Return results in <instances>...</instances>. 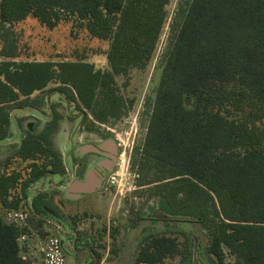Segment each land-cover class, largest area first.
Segmentation results:
<instances>
[{
  "label": "trees",
  "instance_id": "1",
  "mask_svg": "<svg viewBox=\"0 0 264 264\" xmlns=\"http://www.w3.org/2000/svg\"><path fill=\"white\" fill-rule=\"evenodd\" d=\"M167 3L0 0V140L8 105L51 82L98 123L122 117L126 105L115 77L145 67ZM27 17L48 28L70 20L91 38L107 41L108 69L83 61H16L9 25ZM144 107L145 133L131 160L137 186L150 185L171 218L200 223L215 264H264V0H180L154 98ZM17 153L22 160L44 161L30 164L27 178L0 179L3 212L23 207L26 188L48 164L62 169L45 138L24 139ZM14 185L20 191L10 196ZM25 229L0 217V264H33L22 259L24 247L17 242ZM224 249L231 262L224 261ZM177 251L172 237L151 235L134 264H160Z\"/></svg>",
  "mask_w": 264,
  "mask_h": 264
},
{
  "label": "rangeland",
  "instance_id": "2",
  "mask_svg": "<svg viewBox=\"0 0 264 264\" xmlns=\"http://www.w3.org/2000/svg\"><path fill=\"white\" fill-rule=\"evenodd\" d=\"M179 3L180 0H168L165 5V18L160 34L145 67L131 69L126 77H115L118 92L125 101V114L119 119H110L103 125L96 124L104 131L106 127L113 130L111 134L117 138L118 157L112 172L117 173L119 184L108 186L105 181L101 199L96 198L97 201L94 202L89 199L84 204H57L52 199L50 190L46 192V200H42L55 214L50 216L51 220L56 221L63 229L72 230L77 237V246H86L92 251V254L81 252L76 256L79 258L77 261L68 252L65 264H134L141 243L151 235L172 237L178 245L177 253L160 264H215L214 258L207 252L208 231L197 221L173 219L163 212L158 196L148 190L150 185L137 186L138 175L131 167L134 150L140 148L145 133V101L154 98L169 26ZM9 29L17 46L16 61H83L92 64L95 70L108 69L107 41L91 38L84 29L70 20L48 28L36 19L27 17L9 25ZM57 85L51 82L48 87ZM58 110L64 112L60 107ZM74 125L75 120L63 117L55 125L53 133H47L50 142L54 143V147L60 146L63 153ZM33 127L40 132L44 129V124L35 119ZM22 165L23 162L17 169ZM18 190V187H13L8 193L14 196ZM3 214L4 212H0L2 219ZM37 223L38 220H30V224L36 226ZM40 225V245L44 246L48 237L55 236L67 241L65 249H69L71 235L66 236L46 222L41 221ZM22 255L33 264H43L37 255L29 256L26 251ZM224 261H232L226 249Z\"/></svg>",
  "mask_w": 264,
  "mask_h": 264
},
{
  "label": "flooded vegetation",
  "instance_id": "3",
  "mask_svg": "<svg viewBox=\"0 0 264 264\" xmlns=\"http://www.w3.org/2000/svg\"><path fill=\"white\" fill-rule=\"evenodd\" d=\"M72 96H75L74 91ZM21 102L24 104L19 105ZM59 107L63 109V113L58 110ZM7 115L9 122L6 127V136L0 140V179L18 174L24 179L28 177L30 164L36 163L41 166L44 160H22L17 151L21 142L28 137L45 138L48 147L60 159L62 169L59 172L53 171L52 165L48 164L46 173L26 188L23 207L28 211L29 217L52 224L66 236H72L70 244L68 242V250L65 249L67 241L60 237L65 256L69 252L77 261L79 258L76 256L81 252L92 254L89 247L76 245L77 237L72 230L63 229L56 221L51 220L50 216L53 217L55 214L42 200H46L47 190H50L51 197L57 204H84L89 199L94 202L97 201L96 198L102 197L100 196L102 188L108 175L113 171L118 157L119 144L116 143L117 138L111 134L113 130L106 127L104 131L97 127L98 122L92 119L87 110L78 108L70 92L66 89L62 90L60 85L53 87L47 85L40 91L10 103ZM63 117L67 120H75L73 130L68 135L64 153L60 146L54 147V143L52 144L47 136V133H53L55 125ZM35 119L44 124V129L40 132L33 127ZM50 160L54 158H48V161ZM22 162V167L17 169ZM21 182L22 179L19 184ZM17 187L20 191V185H14V188Z\"/></svg>",
  "mask_w": 264,
  "mask_h": 264
},
{
  "label": "built area",
  "instance_id": "4",
  "mask_svg": "<svg viewBox=\"0 0 264 264\" xmlns=\"http://www.w3.org/2000/svg\"><path fill=\"white\" fill-rule=\"evenodd\" d=\"M106 182L108 186L118 185L119 182L117 173H110ZM28 218L29 214L25 207L18 210H6L3 214V220L6 223L19 227H24ZM24 241L25 236L22 234L17 239L21 249L23 248L21 244ZM22 259H26L24 255H22ZM43 264H65L64 246L59 237L51 236L46 239L43 249Z\"/></svg>",
  "mask_w": 264,
  "mask_h": 264
},
{
  "label": "crops",
  "instance_id": "5",
  "mask_svg": "<svg viewBox=\"0 0 264 264\" xmlns=\"http://www.w3.org/2000/svg\"><path fill=\"white\" fill-rule=\"evenodd\" d=\"M0 212H3L1 206H0ZM0 217H1V215H0ZM32 219H34L35 221L37 220V218H35V217L34 218L29 217L28 218L26 225L24 226L26 228L25 229L26 232L23 234L25 236V241L21 245L24 247V251H26V253L29 256H36L37 255L39 260L43 263L44 246L40 245V238L38 237V236H40L39 235L40 231L38 233L39 228L33 224H30V220H32ZM39 221L40 220H38V222Z\"/></svg>",
  "mask_w": 264,
  "mask_h": 264
}]
</instances>
